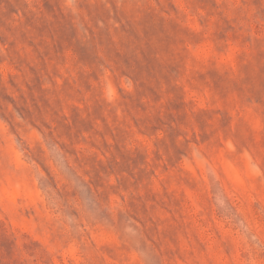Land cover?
<instances>
[{
    "label": "rangeland",
    "instance_id": "1",
    "mask_svg": "<svg viewBox=\"0 0 264 264\" xmlns=\"http://www.w3.org/2000/svg\"><path fill=\"white\" fill-rule=\"evenodd\" d=\"M0 264H264V0H0Z\"/></svg>",
    "mask_w": 264,
    "mask_h": 264
}]
</instances>
